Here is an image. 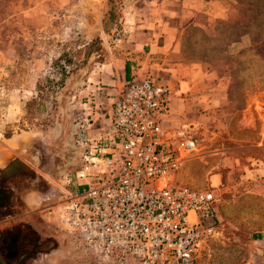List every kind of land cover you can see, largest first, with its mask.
Returning <instances> with one entry per match:
<instances>
[{
    "label": "rangeland",
    "instance_id": "obj_1",
    "mask_svg": "<svg viewBox=\"0 0 264 264\" xmlns=\"http://www.w3.org/2000/svg\"><path fill=\"white\" fill-rule=\"evenodd\" d=\"M127 1L0 0V190L8 195L0 230H16L29 248L33 232L64 237L40 241L33 264H94L61 229L58 197L73 183L78 127L95 132V112L109 97L106 66L129 57L114 42ZM235 11L237 18L208 27L189 25L180 41L185 62L228 82L221 109L180 130L196 148L172 173L190 189L216 186L217 221L195 264H264V208L246 173L253 160L264 162V52H247L264 40V24L247 32ZM57 246L68 253L47 254Z\"/></svg>",
    "mask_w": 264,
    "mask_h": 264
},
{
    "label": "built area",
    "instance_id": "obj_2",
    "mask_svg": "<svg viewBox=\"0 0 264 264\" xmlns=\"http://www.w3.org/2000/svg\"><path fill=\"white\" fill-rule=\"evenodd\" d=\"M166 94L149 78L133 80L101 130L78 127V165L57 212L66 237L94 264H195L213 232L216 186L173 182L196 146L183 131L161 127Z\"/></svg>",
    "mask_w": 264,
    "mask_h": 264
},
{
    "label": "crops",
    "instance_id": "obj_3",
    "mask_svg": "<svg viewBox=\"0 0 264 264\" xmlns=\"http://www.w3.org/2000/svg\"><path fill=\"white\" fill-rule=\"evenodd\" d=\"M232 4L233 0L127 1V9L120 17L121 29L114 42L117 50L128 52L125 55L129 57L114 56L106 66L110 76L102 77L111 89L107 90L109 97L103 99L102 108L95 112L100 119L91 125V130H101L106 125L111 103L119 89L141 78H149L167 89L165 110L159 118L163 129L195 128L215 115L226 101L228 82L221 85L220 78L213 71H207L200 62H185L180 41L189 25L208 27L215 22L237 18ZM125 61L131 64L126 63L125 67ZM218 68L226 69L223 65ZM246 173L255 182L249 193L259 197L264 208V162L253 160ZM32 235L39 243L45 239L62 243L64 239L62 235L55 238L51 232L48 235L33 232ZM57 251L63 256L68 253L57 246L47 254ZM37 255L39 253L25 264L35 263Z\"/></svg>",
    "mask_w": 264,
    "mask_h": 264
},
{
    "label": "flooded vegetation",
    "instance_id": "obj_4",
    "mask_svg": "<svg viewBox=\"0 0 264 264\" xmlns=\"http://www.w3.org/2000/svg\"><path fill=\"white\" fill-rule=\"evenodd\" d=\"M8 199V195L4 190H0V210H3V205ZM11 232V233H10ZM28 235L30 234L27 232ZM30 234L31 246L28 247L27 243L18 236L16 230L10 229L9 233L5 230H0V264H25L27 260L35 256L41 243L36 241V238Z\"/></svg>",
    "mask_w": 264,
    "mask_h": 264
},
{
    "label": "trees",
    "instance_id": "obj_5",
    "mask_svg": "<svg viewBox=\"0 0 264 264\" xmlns=\"http://www.w3.org/2000/svg\"><path fill=\"white\" fill-rule=\"evenodd\" d=\"M107 1L108 3L110 2V0ZM233 2L234 3L232 5L237 10L238 15L240 16L242 29L250 32L249 30L252 31V29H257L264 24V0H234ZM108 18L109 21L115 19L114 16L110 13H108ZM255 50H261L264 52V40H261L260 42L253 40L251 49H248L247 52L251 53L250 51ZM262 60H264V58ZM247 63H254V58L249 59ZM124 66L126 67V62ZM236 66L238 65L236 64ZM262 87H264V84H262ZM33 103L34 101H30L27 104V110L30 111L32 109Z\"/></svg>",
    "mask_w": 264,
    "mask_h": 264
}]
</instances>
